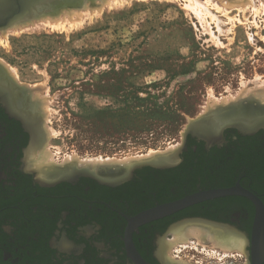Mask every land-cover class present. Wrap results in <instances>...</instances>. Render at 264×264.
Returning <instances> with one entry per match:
<instances>
[{"label": "rangeland", "instance_id": "obj_1", "mask_svg": "<svg viewBox=\"0 0 264 264\" xmlns=\"http://www.w3.org/2000/svg\"><path fill=\"white\" fill-rule=\"evenodd\" d=\"M107 1L86 0L0 29V72L41 112L46 141L37 164L80 168L167 154L182 146L192 122L219 107L264 106L263 11L226 13L207 0L199 1L208 14L191 0ZM74 10V20L65 15ZM56 17L69 21L63 28L43 21ZM171 227L165 241L173 238ZM189 245L171 247L167 256L188 264L247 263L238 250Z\"/></svg>", "mask_w": 264, "mask_h": 264}, {"label": "flooded vegetation", "instance_id": "obj_2", "mask_svg": "<svg viewBox=\"0 0 264 264\" xmlns=\"http://www.w3.org/2000/svg\"><path fill=\"white\" fill-rule=\"evenodd\" d=\"M8 19L0 16V29L8 27ZM29 97L0 72V264H164L158 254L161 236L182 221L244 230L246 264H255L257 207L243 195L205 201L134 227L131 239L140 258L131 253L128 228L145 211L211 189L240 185L264 205V125L252 134L227 128L211 145L189 135L177 164L142 167L122 183L124 172L113 167L101 180L73 178L74 168L62 166L50 167V177L43 178L36 161L46 136L41 112ZM254 112L236 119L264 118ZM215 201L218 215L205 220ZM194 217L203 220H190Z\"/></svg>", "mask_w": 264, "mask_h": 264}, {"label": "water", "instance_id": "obj_3", "mask_svg": "<svg viewBox=\"0 0 264 264\" xmlns=\"http://www.w3.org/2000/svg\"><path fill=\"white\" fill-rule=\"evenodd\" d=\"M85 1L86 0H11L10 7V0H0V5L4 9V13L0 16L2 18L11 16V23L8 21L5 22V26H10L17 22L31 20L39 16L41 13L47 15L50 13V9L53 12L55 11L54 13H58L59 9L66 6L72 5L80 7ZM47 9L49 10L44 11ZM250 110L255 111L254 113L264 116V106H245L242 104H232L229 106L219 107L216 110L209 112V114L205 115L199 120L192 122L183 134L182 146L177 150L166 154L174 157V161L172 162L164 161V156H161L159 158H155L154 160L150 159L143 162H135L129 169H126L125 166L115 167L110 165L102 168L99 166H86L80 168L73 166L72 168L74 169L72 172V177L78 178L81 176H88L101 180V178L104 177V174L111 172L109 168L113 167L121 169L124 172L125 176L122 177V179H120L118 182L122 183L130 179L135 170L145 166L169 168L177 164L180 160V155L185 147V143L189 135L196 137L198 140L207 141L208 144L211 145L216 141L222 140L223 131L227 128L237 127L247 134L256 132L261 127V125H264V118L258 120L255 119V121L251 120L252 118L248 119L251 120L250 122H246V120H243L242 118L240 120L236 119L242 115H249L248 111ZM249 116L252 117L251 115ZM244 118L247 119V117ZM236 195H243L249 198L257 207L255 223L252 229V250L255 257V264H262L264 262V205L257 197L242 188L240 185L225 189H211L207 191H201L173 203L160 205L139 214L130 221V226L128 228V236L130 238L129 246L132 250L131 253H134L136 257L140 258L131 239V232L134 227L173 215L183 209L205 201ZM175 225H172V227ZM143 264L145 263L143 262Z\"/></svg>", "mask_w": 264, "mask_h": 264}, {"label": "bare ground", "instance_id": "obj_4", "mask_svg": "<svg viewBox=\"0 0 264 264\" xmlns=\"http://www.w3.org/2000/svg\"><path fill=\"white\" fill-rule=\"evenodd\" d=\"M109 1V0H108ZM107 1V2H108ZM122 1V0H121ZM126 2H127V0H125ZM129 1L130 0H128V3H129ZM188 1V0H187ZM191 1H194L195 3V6H196V9H199L198 11H204L205 12V14L208 12L207 11V7H206V5H203L202 3L203 2H201V1H199V0H191ZM256 0H207V2H208V5H209V3L210 4H213V5H211V6H215L216 7V9L217 10H219V9H222V8H224V9H226V13H228V12H230L231 10H233V9H236L237 11L238 10H241V11H246L248 8H251L252 10L254 9L256 12H260V11H263L264 12V0H258L259 2H261V8H260V10H259V6L257 5L258 3H256L255 2ZM110 2V1H109ZM113 2H115L114 0H113ZM117 2H118V0H117ZM216 2H219L217 5H216ZM102 3V2H101ZM121 3V2H120ZM119 2H118V4H120ZM205 3V2H204ZM10 4H11V2H10ZM107 4H112V1L110 2V3H107ZM115 4V3H114ZM260 5V4H259ZM72 6V5H71ZM192 7V6H191ZM194 7V6H193ZM101 8H103L102 7V5H101ZM101 8H99V9H101ZM189 9V8H188ZM196 9L194 8V10L196 11ZM1 10V9H0ZM49 9H47V10H44V11H48ZM60 10V9H59ZM58 10V11H59ZM250 10V9H249ZM2 11V12H1ZM0 11V13L1 14H3L4 13V9H2ZM50 11V13L49 14H54V12L50 9L49 10ZM52 11V12H51ZM78 10H74V11H71V12H67V13H65V15H67V17L69 16V17H71L72 18V16L74 15V14H76V12H77ZM80 11V10H79ZM87 11V12H86ZM89 11H94L95 12V14H96V12L97 11H100V10H97V9H89L88 7H87V9H85V12L86 13H88ZM192 11V10H191ZM194 11V12H195ZM221 11V10H220ZM219 11V12H220ZM224 12H225V10H223ZM75 12V13H74ZM83 12V11H82ZM222 12V11H221ZM242 12V13H243ZM92 13V12H91ZM90 13V14H91ZM246 13V12H245ZM79 14H81V13H79ZM79 14H78V16H79ZM83 14V13H82ZM197 15H199L198 13H196ZM201 14V13H200ZM208 14V13H207ZM225 14V13H224ZM254 14V13H253ZM44 14L43 13H41L39 16H37V17H35V18H38V17H40V16H43ZM92 15L94 16V14L92 13ZM209 15H210V13H209ZM256 15V14H255ZM261 15H264V13L263 14H261ZM53 16V15H52ZM82 16H85V14H83ZM202 16H205V15H203L202 14ZM208 15H206L205 16V18L207 17ZM59 17H61V16H59ZM59 17H56V18H45V19H43V21H46V22H49V21H47V20H50V21H52V23H53V25H54V23H56L57 21H58V19L60 20V18ZM64 17V16H63ZM68 17V18H69ZM88 17V16H87ZM92 17V16H91ZM225 17H227V16H225ZM9 18L10 19H8V21H11V16H9ZM34 18V19H35ZM83 18V17H82ZM86 18V17H85ZM85 18H83L84 20H85ZM210 18V17H209ZM73 19V18H72ZM71 19V20H72ZM77 19H78V17H77ZM199 19V18H198ZM200 19H201V16H200ZM212 19H213V17H212ZM233 19V18H232ZM54 20H57L56 22L54 21ZM62 20H63V18H62ZM74 20V19H73ZM73 20H72V23H73ZM76 20V19H75ZM82 20V19H81ZM83 20V21H84ZM211 20V19H210ZM229 20H231V19H229ZM61 21V20H60ZM66 22V21H69V19H65V20H63V22ZM77 21V20H76ZM204 21V20H203ZM214 21V20H213ZM235 21V20H234ZM239 21V20H238ZM25 22H27V21H25ZM59 22V21H58ZM60 23V24H62L61 25V27L64 25V23ZM19 23H24V21H21V22H17V23H14L13 25H11V26H14V25H16V24H19ZM41 23H42V21H41ZM59 23H57V25L59 26L60 24ZM67 23V22H66ZM65 23V24H66ZM206 23V22H205ZM48 24V23H47ZM70 24V23H69ZM221 24V23H220ZM44 25V24H43ZM45 25H46V23H45ZM48 25H50V27H51V24L49 23ZM56 24L54 25V27L55 26H57ZM71 25V24H70ZM234 25V24H233ZM47 26V25H46ZM54 27H52V28H54ZM64 27V26H63ZM62 27V28H63ZM219 27H221V26H219ZM24 28V27H23ZM19 29V28H18ZM20 30V29H19ZM57 30H58V27H57ZM262 91H264V90H262ZM38 95H40V94H38ZM42 95V94H41ZM259 95V97H260V100L262 101V102H264V94H262V92L261 93H259L258 94ZM227 99H225L224 100V102L226 103L227 101H226ZM215 102V101H214ZM35 103V102H34ZM216 104V103H215ZM211 105H212V102H211ZM36 106H37V109H38V105L36 104ZM215 106V105H214ZM40 112L38 111V114H39ZM45 134H43L42 136H44ZM46 141V140H45ZM38 142V141H37ZM35 153V152H34ZM33 153V155H35ZM168 153V152H167ZM50 154V153H49ZM153 155V154H152ZM76 156V155H75ZM161 156H164V161H167V162H172V161H174V157H172V156H170V155H166V154H162V155H154V156H151V157H147L146 159L145 158H142V159H140V160H130V159H127L126 161H121V162H119L118 160L115 162V161H105L103 164H100L101 162H99V161H101V159L98 161L99 162V164H96L97 162L95 161V163H94V161L92 160V161H89V162H91L90 164H91V166H99L100 168H102V167H105V166H115V167H117V166H125L126 167V169H129L132 165H133V163H135V162H143V161H145V160H154L155 158H159V157H161ZM69 159V158H68ZM75 159V158H74ZM128 160H130V161H128ZM68 161V160H67ZM79 163H82V162H79ZM88 163V162H87ZM85 164V163H84ZM84 164H82V165H84ZM46 166H48V167H45V166H43L42 165V167H41V170H40V167L38 168L39 170H40V175H42V177L44 178V177H50V173H49V165H46ZM86 166V165H85ZM88 166V165H87ZM90 166V165H89ZM73 167V166H72ZM48 172V173H47ZM171 234H172V236H173V238H172V240L171 241H164V240H162V241H160V246H159V251H158V254H159V257H161V259L163 260V262H164V264H188L187 262H185V260L183 261H180L179 263L178 262H174L173 260H171V258L169 257V256H167V254H168V251H169V249L172 247H174V246H177L178 244H183L185 247H186V245H189V244H192V242H193V240H195L196 241V244L198 245H202V248H206V245L209 243H211L212 244V248L214 249V248H217V249H219V251L221 250V251H223L224 252V254H227V252H230L231 254H232V252L233 251H235V250H238L239 252H244V254H245V247H246V244H247V240L243 237V235H241V234H238L237 232H235L234 230H232V229H229V228H227V227H224V226H218V225H215V224H212V223H207V222H205V221H191V222H182V223H178V224H176L175 226H173L171 229H170V231H169ZM190 246V245H189ZM196 246V245H195ZM171 248V249H172ZM196 249V248H195ZM207 249V248H206ZM209 250V249H208ZM214 252L216 253V252H218V251H216V249H214ZM223 252H222V254H223ZM218 255V254H217ZM224 257V256H223ZM232 257V256H231ZM221 259V258H220ZM219 260V259H218ZM177 261V260H176Z\"/></svg>", "mask_w": 264, "mask_h": 264}, {"label": "trees", "instance_id": "obj_5", "mask_svg": "<svg viewBox=\"0 0 264 264\" xmlns=\"http://www.w3.org/2000/svg\"><path fill=\"white\" fill-rule=\"evenodd\" d=\"M216 201H217V200H216ZM216 201L212 204V207H213V208H216L217 205H219V203H220L219 201H218V202H216Z\"/></svg>", "mask_w": 264, "mask_h": 264}]
</instances>
